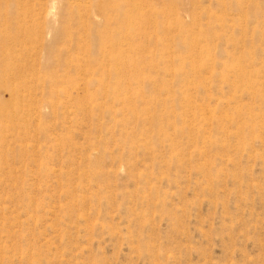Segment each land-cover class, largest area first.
Listing matches in <instances>:
<instances>
[{
    "label": "rangeland",
    "instance_id": "obj_1",
    "mask_svg": "<svg viewBox=\"0 0 264 264\" xmlns=\"http://www.w3.org/2000/svg\"><path fill=\"white\" fill-rule=\"evenodd\" d=\"M90 2L0 22V264H264V0Z\"/></svg>",
    "mask_w": 264,
    "mask_h": 264
},
{
    "label": "bare ground",
    "instance_id": "obj_2",
    "mask_svg": "<svg viewBox=\"0 0 264 264\" xmlns=\"http://www.w3.org/2000/svg\"><path fill=\"white\" fill-rule=\"evenodd\" d=\"M42 1L43 0H0V22L1 21L2 22L7 21L6 15L10 12V9H13L14 5H16L18 7V11L21 12L19 14V17L21 15V17H24V18L27 17L28 18L29 11H24V5L26 7L28 6L29 8L33 9V11H35V8L38 5H40ZM48 1H49V4H48L49 8H48V11L46 12V19H48L50 21V23L48 25H46V30H48V33L53 35V37H57L58 28L55 25H58L56 23L58 21L57 20V18H58L57 12L60 11V7L62 8V10L65 11L63 16L60 17L61 20L69 19V13L72 9H74L75 2H78V3L86 2L87 3V1H89V0H48ZM94 1L95 0H91V2L89 4L93 5ZM75 8H76L77 13H78L77 20H79L82 23V25H85L82 22V20H84L86 16H88L92 13L91 12L92 6H90L88 8V7H83L79 4ZM92 11H93V9H92ZM82 12H84V13L82 14ZM92 15L95 16L94 13H92ZM95 18H96V16H95ZM98 19L99 18H97V20ZM61 25L63 27L65 26L63 23ZM0 28H1V25H0ZM44 31L45 30L40 28V27L32 28V27H27V26L23 25V30H22V33L19 35V37L22 39H27L28 37H30L32 40L37 41V40H40ZM50 34H48V35H50ZM9 38H10L9 35L8 36L4 35L3 38H0V41L2 42V45H0V54H1L0 57L2 55H5V59H6V57H8L10 55V53H8V47L9 46L4 45L5 42ZM14 89H13V91H14Z\"/></svg>",
    "mask_w": 264,
    "mask_h": 264
}]
</instances>
